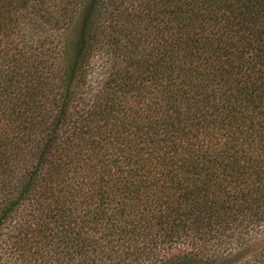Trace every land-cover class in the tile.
<instances>
[{
  "label": "trees",
  "instance_id": "16d2710c",
  "mask_svg": "<svg viewBox=\"0 0 264 264\" xmlns=\"http://www.w3.org/2000/svg\"><path fill=\"white\" fill-rule=\"evenodd\" d=\"M0 264H264V0H0Z\"/></svg>",
  "mask_w": 264,
  "mask_h": 264
},
{
  "label": "rangeland",
  "instance_id": "374dc122",
  "mask_svg": "<svg viewBox=\"0 0 264 264\" xmlns=\"http://www.w3.org/2000/svg\"><path fill=\"white\" fill-rule=\"evenodd\" d=\"M96 61H98V62H99V59H98V60H97V59H95V60H94V62H96ZM94 68H95V66H94ZM94 71H95V70H94ZM96 71H97V70H96Z\"/></svg>",
  "mask_w": 264,
  "mask_h": 264
}]
</instances>
